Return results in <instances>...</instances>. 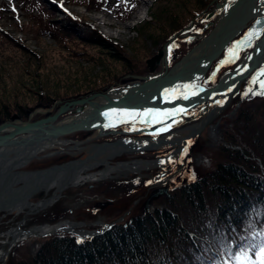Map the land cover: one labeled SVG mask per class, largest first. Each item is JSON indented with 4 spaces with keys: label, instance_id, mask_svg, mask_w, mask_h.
Instances as JSON below:
<instances>
[{
    "label": "rangeland",
    "instance_id": "obj_1",
    "mask_svg": "<svg viewBox=\"0 0 264 264\" xmlns=\"http://www.w3.org/2000/svg\"><path fill=\"white\" fill-rule=\"evenodd\" d=\"M74 1L0 0V123L9 121L13 116H17L21 121L35 122L53 116L65 102L76 101L94 93H110L141 83L145 78L150 80L157 75H163L165 67L170 69L180 61L214 27L212 22L221 15V12L217 14L214 5L235 2L149 0V4L144 7L145 14L137 20L134 16L145 5L144 0H77L80 3ZM127 10L129 15L125 16L127 18L124 22H129L135 27L128 29L121 40L105 35L108 29L103 28L100 22L110 19L117 24V19L126 14ZM210 13L213 15L209 16ZM64 14L75 17V21L68 22ZM75 23L83 25L84 28H79L77 32L73 27ZM92 30L103 34L110 41L106 43L96 39L95 35H91ZM115 45H119L121 51H117ZM159 52L163 53V60L161 58L151 71L147 61ZM228 69L233 70V67ZM225 71L227 69H221L218 75ZM211 75L212 69L209 68L203 83L207 87L213 86L217 79L212 81L209 79ZM250 84H244L243 91L236 101L201 131L186 159H181L182 161L179 160L176 164L170 162L164 169L132 174L118 172L104 180L70 187L64 190L55 202L36 211L27 209L14 216L10 212H0V264H10L16 259L28 258L39 250L47 238L62 236L57 233L48 237H34L13 245L11 239L6 238V234L12 229H20L26 234L35 227L53 226L69 221L83 224L85 229L98 231L101 224H108L120 217H123L120 224L127 223L129 219L131 221L134 217L148 214L142 211L148 197H143L146 188L141 186L140 175L145 174L150 179L159 173L164 175L165 172V176L158 178L153 185L160 183L159 185L172 191L181 184L196 181L214 171L217 165L224 161L219 148L242 147L245 138L251 135L246 122L240 120L241 111L247 109L245 112L251 114L255 108L264 105V97L260 93L250 92ZM240 100L243 102L236 110ZM56 101L61 104H55ZM74 109L75 107H72L68 113L59 115L54 124L71 115ZM204 116L205 113H201L199 117L193 114L186 119L187 122L182 127L173 129L184 130L197 125ZM260 118L262 117L258 120ZM142 128L144 127L140 125H121L115 130L126 132V136L108 135L81 147L92 143H111L122 138L160 135L159 132H154L133 136L135 131ZM87 136L88 132L79 131L61 139L83 140ZM261 141L260 144L263 145L264 135ZM248 143L253 147L258 145L255 138ZM66 148L68 147L61 146L41 153L39 159L29 163L25 170L40 171L66 163L72 158V151L67 152ZM150 151L122 154L115 159L114 164L135 158L153 160L155 157L152 155L164 154L163 150ZM49 153L55 155L46 157ZM258 161L255 160L256 165L259 164ZM40 194L32 203L36 204L45 197ZM147 194L150 196L151 192ZM50 196L52 194L49 193ZM167 197L160 195L152 199L151 211L162 206L161 202ZM107 201H111V204L105 206ZM127 211L129 212L125 215ZM189 228L186 229L188 233L191 232L189 237L200 239Z\"/></svg>",
    "mask_w": 264,
    "mask_h": 264
},
{
    "label": "trees",
    "instance_id": "obj_2",
    "mask_svg": "<svg viewBox=\"0 0 264 264\" xmlns=\"http://www.w3.org/2000/svg\"><path fill=\"white\" fill-rule=\"evenodd\" d=\"M245 111L240 120L251 133L245 144L219 148L224 161L214 171L173 189L152 214L91 240L50 237L33 255L10 264H236L242 254L255 259L264 243V105ZM252 138L258 145L248 143ZM188 227L200 239L189 237Z\"/></svg>",
    "mask_w": 264,
    "mask_h": 264
},
{
    "label": "bare ground",
    "instance_id": "obj_3",
    "mask_svg": "<svg viewBox=\"0 0 264 264\" xmlns=\"http://www.w3.org/2000/svg\"><path fill=\"white\" fill-rule=\"evenodd\" d=\"M148 1L149 0H144L145 5L137 11L134 16L135 19L137 18L138 20L140 18L139 16L145 14L146 8L144 9V7L149 4ZM258 1L259 0H241L240 3H238L234 9H232L233 13H231L230 10L232 8L231 5H233L234 3L226 2V4L224 5H218V11H221V15L215 22H212L213 27L220 18H223V20L220 19L221 23H223L221 28L219 29V34L217 35L218 37L214 40L211 39L207 43H204L196 51H193L192 56H190L187 60H184L174 66L176 64L175 63L173 65L174 67L172 66L173 68L171 67L169 69L164 65L166 71L165 73H163V75L172 70V73H174V76H176L175 78L171 77L167 81L161 83L158 87L159 89L151 88L150 90L146 91V94L144 95L143 93L147 89L146 84L147 82L151 81V79L149 80L145 78L141 83H135L132 86L110 92L111 94L115 95L120 92H126L130 90L128 91L130 93L124 96V100L126 102L119 105L113 104L105 106L102 109L96 110L92 112L87 118L82 120L81 123L83 125L88 124L87 126L109 124L110 118L104 115V113L106 112L144 114V110H146V113L154 110V113H151L155 114L168 113L169 111H171L170 109H175L177 107L184 108L182 109V111L187 110L186 106H190L191 104H193V102L199 100L196 98L202 97L199 96V94L194 93V91L196 90L197 84H199L200 81H203V79L199 81L201 77L200 74L205 68V63L209 61L211 54L215 52V48L221 41L222 37L228 32H231V34L234 33V27H236V25H238L240 21H243L245 16L248 17V19L244 22V26L237 32L236 35L232 36L227 44L218 52L217 56L222 54L221 57H223L225 54L224 49L236 39V36L240 32H244L247 29L248 25L252 23V21H256L260 17L264 18V3L260 4L261 6L258 7ZM74 2L80 3L77 0H75ZM50 17L52 16L50 15ZM67 17L70 19L72 18L71 20L75 21V17H69V15L64 14V18L68 19ZM117 20L119 22L117 24H119V26L121 25L120 27H118V25L112 22L110 19H106V21L100 22V25L103 28L108 29V33L105 35L112 39L121 40L123 35L126 34V31L135 26L133 24H130L129 22H124V19L118 18ZM137 20H135V22ZM51 24L55 25L53 22H51ZM77 25L80 29L81 27L84 28L83 25ZM92 34L97 36L99 40L106 43L110 41L105 36H103V34L101 35L96 31L92 30ZM115 48L117 51H121L119 45H115ZM253 48L254 46L252 47V49ZM252 49H250V51ZM217 56H215L210 61L209 66L205 70L203 78L208 73V69L215 64L213 63V60ZM161 58L163 60L162 55L159 60ZM240 60L238 62H240ZM263 61L264 44L260 45L255 56L246 63V65L240 72L241 76L229 79L225 86L220 88L211 98H207V96L203 97V99L213 98V100H215V103L213 104H210L211 102L206 104L208 110L204 111V113H206V117H204L203 122L198 123L199 125L197 124L192 127L189 126L188 128L176 133L169 134V132L162 139L145 141L140 139L145 136H137V138H122V140L118 144H108L109 146H107L106 148H103L102 145L99 144L82 147L77 150H73L71 152V160H68L65 164L55 169H51L49 171L45 170L42 172H34L28 170L26 171L25 167H27L28 164L33 160L27 164V159L25 158V156L31 154V149L28 150V148H30L31 146H36L35 148H33L34 154H37L44 150V143H37V141L35 144H31L26 147L16 145L15 143H9L7 145L0 144V153L3 154L2 158L0 159V212H10L13 213L12 216H14L24 212L27 209L36 211L38 209L46 208V206L55 202L57 199H59L61 193L70 187H77L79 185L81 186L82 184L87 182L93 183L104 180L118 172L131 174L139 172L141 173V171L164 169L167 168L171 163L176 164L180 160L182 149L186 147L187 142H189L194 137L195 133L200 129L201 125L208 121L207 117H213V119L209 120L210 123L217 117V115L215 116V113L221 106L214 109H212V107L219 106L220 102H222L223 96L226 98L229 94L233 93L236 85H239V93L245 79H248L249 77L248 73L254 70L255 67L260 66ZM198 72L200 74H197ZM163 75L157 76L163 77ZM263 80L264 78L258 80L255 85L256 90L262 89L261 82ZM193 93L196 95L192 98ZM185 95L188 97L187 99L183 98ZM204 102L205 101H202L199 105L203 104ZM137 108L141 110L138 112L137 110H135ZM138 117L117 118L113 116L111 118V122L113 120H135V118ZM161 117L144 116L143 119H151L152 122H154L156 121V119H161ZM67 121L68 119L66 120V122ZM73 122H71L69 125H71ZM210 123H208L207 125H209ZM206 126H204V128ZM171 131H174V129ZM146 144H161L163 146L170 145L165 146L164 148H161L159 150H164V153L168 152L169 150L172 151L173 149L174 151L172 152V154H170L169 157H165V159H133L131 161L114 164V161L116 159V157L114 156L116 154L120 155L121 153H123L122 150L138 149L139 147H145ZM39 155L40 154H38V156ZM152 156L155 158L160 157L158 155ZM40 193L44 194L45 197H43V199L41 201H38V203L36 204L34 202L32 203L34 198H36L38 195H41ZM49 193L52 194V196L49 197ZM83 229V224H75L68 221V223L65 222L48 227L33 228V230L27 232L26 234H23L20 229H12L9 233L6 234V238L11 239V244L13 245L17 244L18 242L20 243L22 240H28L29 238L41 236L48 237L52 234L57 233H73L79 237L84 238L86 237V233L84 232V230L88 229Z\"/></svg>",
    "mask_w": 264,
    "mask_h": 264
},
{
    "label": "water",
    "instance_id": "obj_4",
    "mask_svg": "<svg viewBox=\"0 0 264 264\" xmlns=\"http://www.w3.org/2000/svg\"><path fill=\"white\" fill-rule=\"evenodd\" d=\"M240 1L241 0H236V2H234L233 5H231V7H232L230 10L231 13H233L232 9H234L237 6V4L240 3ZM247 19H248V17L245 16L244 20L240 21L238 23V25H236V27H234L235 28L234 33L231 34V32H228L227 34H225L222 37L221 41L219 42V44L215 48V52H213L211 54L209 61L207 63H205L206 65L204 64L205 68L202 70V73L201 74L199 72L197 73V74H200V76H201V77L199 76L200 77L199 81L203 79L205 70L209 66L210 61L215 56H217L218 52L227 44V42L230 40V38L237 34V32L244 26V22ZM221 20H223V18ZM221 20L213 27V30L198 43L197 46H195L191 51L186 53V55L183 58H181V60L178 61L174 66H176L178 63H180L184 60H187L190 56H192V52L196 51L204 43H207L211 39L214 40L215 38H217L218 37L217 35L219 34V29L221 28L222 23H223V22L221 23ZM257 21H260L261 23L258 24ZM257 21L252 26H250L247 29L244 36L239 41H237L235 43V45L232 48L233 52L229 51V53L219 62L217 68L232 64L237 59L241 50L251 47L253 42L261 36L263 29H264V18L260 17L257 19ZM253 29H255L256 34L250 38V43H248V42H246L249 39L247 34L250 32V30H253ZM238 42H240V45L237 47ZM262 44H264V36L256 43L254 49L251 50V52L249 54H247L242 59V61L236 66V68L233 71L226 73L220 79V81L218 82V84L214 88L206 89V88L200 86V84H197L196 90L194 91V93L199 94V96H202L201 97L202 99L196 98L199 100H196L190 106H186L187 110H190L191 108H193L194 105H199L202 101L211 102L210 104L215 103V101H213V99L210 100V98L212 96H214V94L220 88L225 86V84L227 83V81L229 79L241 76L240 72L242 71V69L244 68L246 63L255 56L257 50L259 49L260 45H262ZM162 54H163L162 52H159V54L157 56H155L154 58L147 61V66L150 68L151 71L154 68V64H157L159 62V58L161 57ZM229 61H231V62H229ZM263 63H264V61H263ZM257 67H259V66H257ZM257 67H255L254 69H256ZM252 71H250V72H252ZM250 72L248 73V75L250 74ZM197 74H196V76H197ZM164 75H163V77L157 76L155 78H152L151 81L147 82V84H146L147 89L145 90L143 95L146 94V91L150 90L151 88L159 89L158 87L160 86V84L163 83L164 81H167L171 77H173V78L176 77V76H174L175 74L172 73V70L169 71L167 74H164ZM128 91H130V90H128ZM128 91L120 92V93L115 94V95H113L111 93H94L93 95H90V96L85 97V98H80L79 100H76V101L72 100L71 102H65L64 104L61 105L60 109L53 116L47 117L45 119L37 120L35 122H30L29 120L21 121L17 118V116H13L9 121H5V122L0 123V144L7 145L9 143L10 144L15 143L16 145L26 147V146H29L31 144H35L38 141L37 143L41 142V143H44V145H45V149L42 150L41 152H45V151L50 150V149H58L61 146H67L68 148H66L65 150L68 152L69 150L73 151V150H77L79 148H82L81 146L90 143L94 139L98 140V139L105 137V136H108V135H124V136H126L127 133L119 132V131L115 130L118 127H120L121 125H129V126H134V125L155 126V125H157L158 123H156L155 121L152 122L151 119L147 120L148 121L147 123H143L142 121L145 120V119H143L144 116H139L138 118H135V120H127L128 122H126V123L121 122V120H113L111 123H113L115 125L114 127H109L108 124H100L97 126H87L88 124L83 125L81 123L82 120L87 118L92 112H94L96 110L102 109L105 106H109V105H113V104L119 105L121 103L126 102L124 100V96L126 94L130 93ZM238 91H239V85H236L235 89L233 90V93L229 94L226 98L223 96L222 102H220L219 106L212 107V109H214V108H218L221 106L216 111L215 116L220 114L226 107H228L230 101L238 94ZM196 94H192V98L195 97ZM204 96H207V98L208 97H210V98L209 99H203ZM54 103L55 104H61L60 101H56ZM72 107H75V109L72 111L71 115L66 116V118L64 120H62L61 122L54 124V122L56 121V119L58 118L59 115L68 113L70 108H72ZM143 107H145V106H143ZM178 108L179 107H177L175 109H178ZM175 109H170L171 111H169L168 113H171L172 115H168L166 117L162 116L161 120L164 121L166 119L174 117V115H176L178 113H183V112L187 111V110H185V111H180L177 113V112H173ZM135 110H137L139 112L141 109L137 108ZM205 110H207V106L201 107L199 109V111H201V113H204ZM39 111H41V110H39ZM151 112L154 113V110H152ZM144 113H146V110H144ZM190 116H192V114H190ZM67 119H68V121L66 122ZM207 119H208V121L205 122L204 124H202L200 129L195 133L194 137L189 142H187L186 151L189 149V147L195 141V139L199 136V134L201 133L200 131L203 130L204 126H206L208 123H210L209 120L213 119V117H207ZM203 121L204 120L200 121V123ZM71 122H73V123L71 125H69ZM177 123H178L177 121L172 122L170 125H174ZM79 131L88 132L89 136H87L83 140L61 139V137H64L66 135L72 134L74 132H79ZM146 131L147 130H145V129L141 130V131H137V132H134L133 135H135V134L137 135L141 132H146ZM164 136L165 135H162L159 137H154V138H140V139L145 140V141L146 140L154 141V140L162 139ZM121 140L122 139H118V140L111 142V143L104 142V143H98V144L102 145L103 148H106L107 146H109L108 144H111V145L118 144ZM98 144L92 143L88 146H93V145H98ZM88 146H86V147H88ZM165 146H170V145H165ZM165 146H163L161 144H156V145L155 144H152V145L146 144L145 147L144 146L139 147L138 149H124V150H122L123 153H121L120 155L116 154L114 157L117 158V157H120L122 154L130 153V152L132 153V152L161 149V148H164ZM35 147L36 146H31L30 148H28V150L31 149V154H28L25 156V158L27 159V162H26L27 164L32 160L39 159L38 154H41V152L34 154L33 148H35ZM186 151H185V153H186ZM70 154H71V152H70ZM52 155H55V153H49L48 155H45V156L49 157ZM2 156H3V154L0 153V159L2 158ZM45 156H43V157H45ZM61 165H63V164H61ZM61 165L53 166V167H50V168L45 169V170L49 171L51 169H55L57 167H60ZM45 170L34 171V172H42ZM160 195L167 197L169 195L168 189L166 187L161 188V189L153 192L147 198L144 206H145V209L148 213H151L150 201L152 199L160 196ZM128 212L129 211H127L125 213V215H127ZM122 218L123 217H120L115 221H112L108 224L102 225L101 229H99L98 231L97 230H92V231L84 230V232L86 233V237H84V238L91 239L95 236H98V235L105 233L106 231L111 229L113 226L118 224L120 221H122ZM80 239H83V238H80Z\"/></svg>",
    "mask_w": 264,
    "mask_h": 264
},
{
    "label": "flooded vegetation",
    "instance_id": "obj_5",
    "mask_svg": "<svg viewBox=\"0 0 264 264\" xmlns=\"http://www.w3.org/2000/svg\"><path fill=\"white\" fill-rule=\"evenodd\" d=\"M262 3H264V0H259L258 2H257V6L258 7H260L261 5L260 4H262ZM214 9L216 10V12H217V14H219V12H221V11H218L219 10V7H218V5L216 4V5H214ZM221 9H222V7H221ZM264 9V8H263ZM262 9V10H263ZM210 15H213L212 13H210L209 14V16ZM206 17H208L207 15H205ZM257 21V20H256ZM256 21H252V23H250V25H248V27L249 26H251V24H253V23H255ZM209 23H210V21H209ZM208 23V24H209ZM247 27V28H248ZM247 30V29H246ZM245 30V31H246ZM211 31V30H210ZM209 31V32H210ZM245 34V32L243 33H240L239 35H238V37H236V39L232 42V43H230L224 50V56L227 54V52H228V50L235 44V42L239 39V38H241L243 35ZM264 34V29H263V32H262V34H261V36ZM260 36V37H261ZM260 39V38H259ZM258 39V40H259ZM258 40H256L254 43H253V45H252V47L255 45V43L258 41ZM249 50H246V51H243V52H241V55L243 56L244 54H246V52H248ZM221 56H222V54H221ZM219 57L216 61H214V65L210 68V69H212V75H211V77L209 78V79H211L212 81H214L216 78V81H215V84H217L219 81H220V79L226 74V73H228L231 69H228L229 67H233L234 68V66L236 65V63L235 64H232V65H227V66H223V67H220V68H218L217 69V64L219 63V61H220V59L222 58V57ZM223 56V57H224ZM241 56V57H242ZM221 69H227V71H225V72H223L222 74H220V75H218V73H219V71L221 70ZM262 71H264V66L262 67V68H260V69H258V70H256V71H254L249 77H248V79L245 81L246 83H245V85L246 84H250V82L251 81H254V79H255V81L256 82H258V80L259 79H261V78H264V75H261V72ZM208 78V77H207ZM205 79H206V76H205ZM205 79H204V81H205ZM204 81L202 82V84L204 83ZM256 82L254 83H252L250 86H249V89H250V91L253 89V86L256 84ZM214 84V85H215ZM213 85V86H214ZM213 86H211V87H213ZM243 86H244V84L242 85V87H241V90H240V92H239V94L232 100V102L234 101H236V99L241 95V93H242V88H243ZM211 87H207V88H211ZM247 87L248 86H246V88L245 89H247ZM213 101H215V100H213ZM240 101H242L243 102V100H240ZM239 102V101H238ZM238 102H237V104H238ZM205 105V104H204ZM237 106V105H236ZM197 110V107L193 110L192 109V111L193 112H195ZM196 114V117H199L200 116V114H198V113H195ZM204 117H206V115L204 116ZM204 117H203V119H204ZM202 119V120H203ZM201 120V119H200ZM185 122H187V120L186 119H184L183 120V122L179 125V126H176V127H182V125L185 123ZM159 127H162V126H159ZM160 132V131H159ZM161 133V132H160ZM145 158H147V157H145ZM135 159H139V158H135ZM182 159V154L180 155V160ZM163 173V172H162ZM167 173V172H166ZM163 176H165V172H164V175H161L160 173L158 174V176H156V177H153V178H151V179H148L147 178V176L144 174V175H140V178H139V180H141L140 182L142 183L141 184V186L142 187H145L146 188V194H144L143 195V197L144 198H147V197H149V195L147 194L149 191L151 192V194L153 193V192H155V191H157V190H159V189H161L162 187H165V186H162V185H159V184H156V185H153V183H154V181H157L158 180V178H161V177H163ZM146 180H148V182H150V183H148ZM151 184V185H150ZM169 189V188H168ZM139 199H141L140 197H139ZM111 201H107L106 203H104V205L106 206V205H108V204H111L110 203ZM143 208H142V211L143 212H145V213H147V211H146V209H145V206L143 205L142 206Z\"/></svg>",
    "mask_w": 264,
    "mask_h": 264
},
{
    "label": "snow or ice",
    "instance_id": "obj_6",
    "mask_svg": "<svg viewBox=\"0 0 264 264\" xmlns=\"http://www.w3.org/2000/svg\"><path fill=\"white\" fill-rule=\"evenodd\" d=\"M257 23H261L260 21H257ZM256 34V31L255 29L253 30H250V32L247 34L249 39L246 41L248 43H250V38L253 37L254 35ZM240 45V42H238L237 44V47ZM169 51H171V49H169ZM230 52H233L232 49H230ZM231 62V61H229ZM261 75H264V71L261 72ZM254 83L256 82L255 79L253 81ZM261 87L264 88V82H261ZM194 94V93H193ZM260 94L264 95V92H261ZM184 99H187L188 97L185 95L183 97ZM177 111H182V109H178ZM104 115L106 117H109L110 118V122L108 124L109 127H114L115 125L113 123H111V118L113 116L119 118V117H138L140 115H144L145 117H148V116H156V117H161V116H168V115H172L171 113H144V114H141V113H104ZM121 122H128L126 119L125 120H122ZM143 123H147V119L143 120L142 121ZM156 123H163L164 121L161 120V119H156L155 121ZM167 128L165 129H162L161 131H166ZM254 257L255 259L252 258V256H249L247 254H242V255H237L235 256V261H236V264H248V262H250V264H264V243H261L260 247H259V250L256 251L254 253Z\"/></svg>",
    "mask_w": 264,
    "mask_h": 264
}]
</instances>
